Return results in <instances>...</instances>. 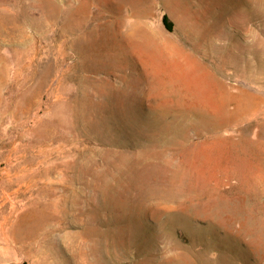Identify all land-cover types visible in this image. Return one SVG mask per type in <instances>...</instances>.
<instances>
[{
  "label": "rangeland",
  "instance_id": "obj_1",
  "mask_svg": "<svg viewBox=\"0 0 264 264\" xmlns=\"http://www.w3.org/2000/svg\"><path fill=\"white\" fill-rule=\"evenodd\" d=\"M0 186L39 264H264V0H0Z\"/></svg>",
  "mask_w": 264,
  "mask_h": 264
},
{
  "label": "crops",
  "instance_id": "obj_2",
  "mask_svg": "<svg viewBox=\"0 0 264 264\" xmlns=\"http://www.w3.org/2000/svg\"><path fill=\"white\" fill-rule=\"evenodd\" d=\"M30 195L0 186V264H39L32 252L33 224L25 216Z\"/></svg>",
  "mask_w": 264,
  "mask_h": 264
},
{
  "label": "bare ground",
  "instance_id": "obj_3",
  "mask_svg": "<svg viewBox=\"0 0 264 264\" xmlns=\"http://www.w3.org/2000/svg\"><path fill=\"white\" fill-rule=\"evenodd\" d=\"M81 17H82V16H81ZM79 18H80V17H79ZM82 18H83V17H82ZM82 18H81V19H82ZM79 22H80V21H79ZM84 24H85V23H84ZM82 27H83V26H82ZM241 110H242V109H241ZM51 136H52V135H51ZM52 139H53V138H52V137H50L48 140H50V141H51ZM77 163H78V162H77ZM70 167H71V166H70ZM63 168H64V167H63ZM75 168H76V167H75ZM53 169H54V168H53ZM47 171H48V170H47ZM79 171H80V170H79ZM72 172H73V171H72ZM49 173H50V172H49ZM75 181H76V180H75ZM136 210H137V209H136ZM131 216H132V215H131Z\"/></svg>",
  "mask_w": 264,
  "mask_h": 264
},
{
  "label": "trees",
  "instance_id": "obj_4",
  "mask_svg": "<svg viewBox=\"0 0 264 264\" xmlns=\"http://www.w3.org/2000/svg\"><path fill=\"white\" fill-rule=\"evenodd\" d=\"M164 24H165L166 28L169 29V24L166 22V19L165 18H164Z\"/></svg>",
  "mask_w": 264,
  "mask_h": 264
}]
</instances>
